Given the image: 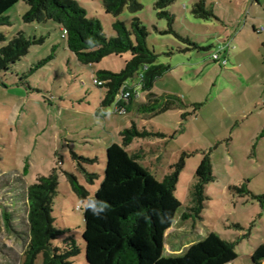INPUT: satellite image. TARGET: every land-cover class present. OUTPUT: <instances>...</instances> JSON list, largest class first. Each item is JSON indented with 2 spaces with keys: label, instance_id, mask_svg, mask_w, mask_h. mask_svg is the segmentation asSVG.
Listing matches in <instances>:
<instances>
[{
  "label": "rangeland",
  "instance_id": "rangeland-1",
  "mask_svg": "<svg viewBox=\"0 0 264 264\" xmlns=\"http://www.w3.org/2000/svg\"><path fill=\"white\" fill-rule=\"evenodd\" d=\"M139 1L141 10L125 8L116 17L106 12L103 0H79L109 37L116 34V20L131 27L138 17L148 28V45L158 54L157 62L171 67L156 81L154 91L162 105L176 96L174 105L153 116L120 114L113 106L98 113L106 90L94 83L96 71L122 70L130 53L82 64L68 49L60 24L26 22L23 15L29 6L24 1L7 12L12 24L0 27L7 38L0 49L19 31L32 38L45 36V41L33 44L13 70L0 74V264L23 263L26 189L54 168L59 172L54 224L62 231L54 244L74 239L80 253L71 259L73 264H89L83 238L86 201L73 190L66 172H74L93 196L104 178L107 148L120 144V131L134 121L164 134L136 138L128 146L130 152H140L141 164L159 180L172 172L184 152L188 154L175 191L182 206L166 233L165 254L183 255L214 232L236 242L238 257L228 264H253L252 254L264 243V32L254 31L252 22L264 29V0H205L222 20L196 17L192 10L199 0H176L166 10L176 16L177 33L191 42L166 32L168 22L158 16L157 0ZM218 48L220 60L213 58ZM207 153L214 180L205 185L200 216L183 218ZM81 166L99 175L94 183ZM3 211L14 216L10 231ZM41 262L38 257L35 264Z\"/></svg>",
  "mask_w": 264,
  "mask_h": 264
},
{
  "label": "trees",
  "instance_id": "trees-1",
  "mask_svg": "<svg viewBox=\"0 0 264 264\" xmlns=\"http://www.w3.org/2000/svg\"><path fill=\"white\" fill-rule=\"evenodd\" d=\"M24 1L29 9L23 15L28 23L45 24L54 21L61 25L62 38L68 49L82 64H95L111 55L130 53L122 70H97L96 78L103 81L106 92L98 113H104L113 106L120 114L130 111L157 115L171 105H164L154 91L156 81L170 70V66L157 62L158 54L148 45V28L140 18L135 17L128 27L121 20L113 23L115 36H107L101 21L89 16L79 0H0V27L11 25L7 12L19 2ZM176 0H157L155 7L160 18H166L168 33H174L185 39L174 29L176 16L166 8ZM108 14L119 16L125 8L138 12L143 8L139 0H103ZM205 0H199L192 12L202 19L217 18L213 9L206 7ZM256 32H261V29ZM0 32V42L6 41ZM190 41L189 39H185ZM45 41V36L30 37L19 31L0 49V74L13 70L33 44ZM197 47L196 43H194ZM54 46V48H56ZM218 53L219 58L214 54ZM222 50L218 48L213 58L220 60ZM50 55L49 58H52ZM46 60L38 63L42 65ZM37 66V67H38ZM33 71V69H31ZM170 96V95H168ZM161 97H165L162 95ZM116 107H119V109ZM124 109V110H122ZM122 142H114L107 148V166L104 178L93 196L80 183L74 172H66L73 190L84 201L95 200L106 205L99 215L84 207L86 258L89 264H228L238 255L236 242L223 240L212 232L198 243L192 244L183 255L165 254L167 231L173 226L181 201L176 196V187L181 170L185 166L183 153L179 161L172 165V172L159 180L150 168L141 164L140 152H130L128 146L136 138L164 135L146 127H139L134 121L131 126L120 131ZM80 160L94 161L74 154ZM86 178L94 183L99 177L83 166ZM197 182L191 192V204L183 218L200 216L206 198L205 185L214 180L211 155L207 153L196 171ZM59 172L56 168L48 175H40L26 189L27 205V243L22 264H35L38 257L41 264H73L72 258L80 253V247L74 239L63 246L54 244L62 231L55 227L53 216L54 198L58 193ZM82 209V208H81ZM5 227L10 231L14 216L3 211ZM253 264H263L264 243L256 248L251 256Z\"/></svg>",
  "mask_w": 264,
  "mask_h": 264
},
{
  "label": "clouds",
  "instance_id": "clouds-1",
  "mask_svg": "<svg viewBox=\"0 0 264 264\" xmlns=\"http://www.w3.org/2000/svg\"><path fill=\"white\" fill-rule=\"evenodd\" d=\"M84 207L90 209L93 212V214L99 216L106 208V205L103 204L102 202L89 200L84 203Z\"/></svg>",
  "mask_w": 264,
  "mask_h": 264
},
{
  "label": "crops",
  "instance_id": "crops-1",
  "mask_svg": "<svg viewBox=\"0 0 264 264\" xmlns=\"http://www.w3.org/2000/svg\"><path fill=\"white\" fill-rule=\"evenodd\" d=\"M255 1H256L257 3H260L261 0H255ZM253 6H254V5L252 4V7H253ZM215 14H216V13H215ZM216 16H217V19H219V20L221 19V18L219 17V15L216 14ZM252 19H254V17H252ZM221 20H222V19H221ZM225 23H226V22H225ZM252 23H253L252 25H253V27H254V31H255V28H256L257 30L261 29V32L258 31V33H263V32H264V29H263V28H260V27L258 26L257 22H252Z\"/></svg>",
  "mask_w": 264,
  "mask_h": 264
},
{
  "label": "built area",
  "instance_id": "built-area-1",
  "mask_svg": "<svg viewBox=\"0 0 264 264\" xmlns=\"http://www.w3.org/2000/svg\"><path fill=\"white\" fill-rule=\"evenodd\" d=\"M214 57L215 58H219V54L218 53H215L214 54ZM94 83L97 84V85H103L104 82L101 81V80H99L98 78H94ZM117 108L119 109V107H116V109ZM122 110H124V109H122Z\"/></svg>",
  "mask_w": 264,
  "mask_h": 264
}]
</instances>
